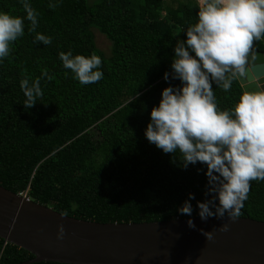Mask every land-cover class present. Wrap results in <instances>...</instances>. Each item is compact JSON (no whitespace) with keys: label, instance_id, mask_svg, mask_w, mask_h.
I'll return each instance as SVG.
<instances>
[{"label":"trees","instance_id":"1","mask_svg":"<svg viewBox=\"0 0 264 264\" xmlns=\"http://www.w3.org/2000/svg\"><path fill=\"white\" fill-rule=\"evenodd\" d=\"M57 5L49 8V3ZM38 13L34 42L21 0H0V11L24 17V35L0 62V185L15 194L81 220L141 223L199 216L210 199L207 166L186 169L179 151L165 154L145 131L166 87L181 86L171 74L178 40L198 21L197 0H29ZM111 42L110 54L95 31ZM102 59L103 78L82 85L63 67L59 52ZM253 51L264 53V36ZM194 55V54H193ZM47 68L52 80L42 77ZM41 78L43 97L26 109L22 73ZM212 87L220 109L233 107L243 91ZM241 218L264 222V181H251ZM191 199L192 214L178 209ZM218 203V201H217ZM215 211V209H213ZM225 216H228L227 213ZM34 255L0 238V264ZM34 264H62L40 262Z\"/></svg>","mask_w":264,"mask_h":264},{"label":"clouds","instance_id":"2","mask_svg":"<svg viewBox=\"0 0 264 264\" xmlns=\"http://www.w3.org/2000/svg\"><path fill=\"white\" fill-rule=\"evenodd\" d=\"M21 2L31 22L28 30L36 32L38 13L29 0ZM56 7L49 3V8ZM198 7V21L187 27L186 41H177L172 72L164 75L165 80L178 79L181 86L163 89L145 135L165 154L179 151L185 169L198 162L207 166L205 194L211 198L198 201L201 219H219L227 213L235 221L242 215L250 182L264 181V88L242 91L233 107L220 109L212 82L229 92L237 77L250 68L254 42L264 36V0H198ZM24 19L0 11V62L10 55L11 44L24 35ZM34 42L49 45L52 38L36 32ZM59 58L82 85L97 83L104 76L102 59L95 52L86 57L60 51ZM22 75L24 106L31 109L43 97L41 78L30 80L26 69ZM42 77L55 78L47 68L42 69ZM194 198L190 193L178 211L191 216ZM188 225L195 228L191 219ZM228 230V224L220 228ZM64 231L60 225L59 238ZM201 232L207 240L214 238L212 231Z\"/></svg>","mask_w":264,"mask_h":264},{"label":"water","instance_id":"3","mask_svg":"<svg viewBox=\"0 0 264 264\" xmlns=\"http://www.w3.org/2000/svg\"><path fill=\"white\" fill-rule=\"evenodd\" d=\"M249 66L237 77L243 91L264 88V53L252 51ZM224 224L227 232L220 231ZM201 229L214 238L207 240ZM0 238L34 255L20 264H264L262 221L224 216L99 223L61 214L1 185Z\"/></svg>","mask_w":264,"mask_h":264},{"label":"rangeland","instance_id":"4","mask_svg":"<svg viewBox=\"0 0 264 264\" xmlns=\"http://www.w3.org/2000/svg\"><path fill=\"white\" fill-rule=\"evenodd\" d=\"M95 35H96V44H97V46L101 50H103L106 54H110L111 47H112L111 46L112 45L111 42L106 38L105 35H103L102 33H100L97 30L95 31Z\"/></svg>","mask_w":264,"mask_h":264},{"label":"built area","instance_id":"5","mask_svg":"<svg viewBox=\"0 0 264 264\" xmlns=\"http://www.w3.org/2000/svg\"><path fill=\"white\" fill-rule=\"evenodd\" d=\"M25 195V194H24Z\"/></svg>","mask_w":264,"mask_h":264}]
</instances>
